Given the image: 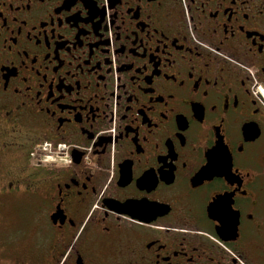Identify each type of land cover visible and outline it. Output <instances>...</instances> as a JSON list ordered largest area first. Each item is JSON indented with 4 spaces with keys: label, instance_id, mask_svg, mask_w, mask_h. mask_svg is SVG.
<instances>
[{
    "label": "flooded vegetation",
    "instance_id": "af4514ba",
    "mask_svg": "<svg viewBox=\"0 0 264 264\" xmlns=\"http://www.w3.org/2000/svg\"><path fill=\"white\" fill-rule=\"evenodd\" d=\"M258 89L264 0H0V264H264Z\"/></svg>",
    "mask_w": 264,
    "mask_h": 264
},
{
    "label": "rangeland",
    "instance_id": "374dc122",
    "mask_svg": "<svg viewBox=\"0 0 264 264\" xmlns=\"http://www.w3.org/2000/svg\"><path fill=\"white\" fill-rule=\"evenodd\" d=\"M15 159H16V154L14 152H8V153H6V155H5L2 163L0 164V166L5 167L8 160H15ZM17 159H18V161L13 163L14 166L21 167L22 165L24 166L27 163L24 156L20 157V155H17ZM17 202L22 203L20 201H17ZM22 208H24V207H22ZM4 213H5L4 209L0 210V217L1 218H4L5 216L8 215V214L3 215ZM23 213L26 214V212H23Z\"/></svg>",
    "mask_w": 264,
    "mask_h": 264
}]
</instances>
